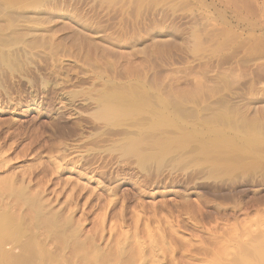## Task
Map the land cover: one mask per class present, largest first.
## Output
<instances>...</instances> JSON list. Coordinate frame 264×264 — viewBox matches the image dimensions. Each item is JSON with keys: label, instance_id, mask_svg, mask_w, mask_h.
Returning a JSON list of instances; mask_svg holds the SVG:
<instances>
[{"label": "rangeland", "instance_id": "1", "mask_svg": "<svg viewBox=\"0 0 264 264\" xmlns=\"http://www.w3.org/2000/svg\"><path fill=\"white\" fill-rule=\"evenodd\" d=\"M4 1L0 222L12 235L0 227V263L258 264L264 0ZM141 90L146 110L99 115L108 93ZM216 127L239 144L210 153L237 163L201 151ZM196 128L142 159L153 138Z\"/></svg>", "mask_w": 264, "mask_h": 264}, {"label": "bare ground", "instance_id": "2", "mask_svg": "<svg viewBox=\"0 0 264 264\" xmlns=\"http://www.w3.org/2000/svg\"><path fill=\"white\" fill-rule=\"evenodd\" d=\"M4 1V0H3ZM9 1V0H8ZM15 1V0H14ZM20 1V0H19ZM23 1V0H22ZM27 1V0H26ZM251 1V0H250ZM254 1V0H253ZM7 2V1H6ZM5 1L3 2V3H6ZM29 2H31V1H29ZM227 2H229V1H227ZM236 2V1H235ZM11 3V2H10ZM17 3V2H16ZM21 3V2H20ZM19 3V4H20ZM24 3V2H23ZM230 3V2H229ZM233 3V2H232ZM237 3V2H236ZM235 3V4H236ZM245 3V2H244ZM252 3V2H251ZM251 3H250V5H251ZM26 4V3H25ZM234 4V3H233ZM238 4V3H237ZM236 4V5H237ZM255 4V3H254ZM10 5H12V4H10ZM13 5H14V3H13ZM12 5V6H13ZM23 5V4H22ZM22 5H19V6H22ZM236 5H234L235 7H236ZM242 5V4H241ZM7 6H9L8 4H7ZM11 6V7H12ZM18 6V5H17ZM231 6V5H230ZM249 6V5H248ZM3 7V6H2ZM16 8V7H15ZM15 8L13 9V10H15ZM231 8V7H230ZM240 8V7H239ZM247 8V7H246ZM17 9V8H16ZM238 9V8H237ZM230 10V9H229ZM232 10V9H231ZM247 10V9H246ZM253 10V9H252ZM255 10V9H254ZM253 10V12L255 13V11ZM258 10V9H257ZM220 12V11H219ZM235 12V11H234ZM252 12V11H251ZM238 13V12H237ZM256 13H258V12H256ZM244 14V13H243ZM255 15V14H254ZM227 16V15H226ZM246 16V15H245ZM256 16V15H255ZM240 18V17H239ZM249 18V17H248ZM241 19V18H240ZM199 20H200V18H199ZM239 20V19H238ZM243 20V19H242ZM253 21V20H252ZM249 23H250V20H249ZM254 23V22H253ZM243 25V24H242ZM247 26V25H246ZM239 29V28H238ZM13 36V35H12ZM186 37V36H185ZM189 37V36H188ZM197 37V36H196ZM1 38V37H0ZM6 38H8V37H6ZM5 38V39H6ZM198 38V37H197ZM2 39V38H1ZM10 40V39H9ZM187 40V39H186ZM201 40V39H200ZM3 41V40H2ZM195 41V40H194ZM199 41V40H198ZM198 43V42H197ZM9 45V44H8ZM8 45H6V46H8ZM2 51V50H1ZM1 56V55H0ZM7 58V57H6ZM133 87V86H132ZM131 87V88H132ZM123 88V87H122ZM121 88V89H122ZM126 88V87H125ZM129 89H130V87H129ZM129 89L127 88V90L129 91ZM134 89H135V87H134ZM134 89H132V90H134ZM125 90V89H124ZM107 91V90H106ZM113 91V90H112ZM122 91V90H121ZM127 91V92H128ZM136 91H138V90H136ZM136 91H135V93H136ZM142 91L143 90H141V93H142ZM127 92H116L115 93V91H114V93H108L107 95H102V96H104L103 97V99H102V101H103V104H102V106H101V108L99 107V115L100 116H102V117H104V118H106V117H110V119H112V118H117V117H121V115H128V114H131V113H135V112H141L142 110H146V107L148 106V103H153L154 101L152 100H150L151 102H148V97H150V96H147L146 97V102H147V104L145 103V102H143L144 100H145V97H144V95L146 96V95H150L149 93L147 94L146 92V94H144V91H143V95H142V97H140V96H138V94H137V96L135 95V93L134 94H132L134 91H132V93H127ZM130 92H131V90H130ZM140 92V91H139ZM141 93H139V95H141ZM103 94H105V92H103ZM194 96V95H193ZM192 96V97H193ZM144 97V98H143ZM138 99H143V101H140V100H138ZM149 99H151V98H149ZM161 98H159V100H160ZM164 99V98H163ZM162 99V100H163ZM184 100H186V99H184ZM99 101V100H98ZM157 102V101H156ZM171 102H174L173 100L171 101ZM178 102V101H177ZM180 102V101H179ZM160 103H161V101H160ZM154 104V103H153ZM174 104H176V103H174ZM164 105V104H163ZM165 105H166V103H165ZM173 105V104H172ZM200 105V104H199ZM174 106V105H173ZM176 106V105H175ZM187 106V105H186ZM151 107V106H150ZM149 108V107H148ZM166 108H168L167 106H166ZM180 108H182V107H180ZM191 109V108H190ZM152 110V109H151ZM169 110V109H168ZM194 110V109H193ZM154 111H156V110H154ZM181 111V113L184 111V110H180ZM196 111V110H195ZM145 112V111H144ZM143 112V113H144ZM149 112H153V110L152 111H149ZM162 113H163V111H161ZM192 112V111H191ZM191 112H190V114H191ZM178 113V112H177ZM181 113H179L180 115H181ZM184 113V112H183ZM183 113H182V115H183ZM148 114V113H147ZM154 114H156V112L154 113ZM165 114V113H164ZM192 114H194L191 118H194V116H195V113H192ZM191 114V115H192ZM133 115V114H132ZM157 115H158V109H157ZM156 115V116H157ZM162 115V114H161ZM160 115V116H161ZM185 115H186V113H185ZM190 115V116H191ZM154 116V115H153ZM155 116V117H156ZM174 116V115H173ZM178 116V115H177ZM197 116V115H196ZM205 116V115H204ZM126 117V116H125ZM129 117V116H128ZM148 117V116H147ZM159 117V116H158ZM162 117V116H161ZM164 118H161L162 119V121H168L169 123H171V124H175V125H178V126H181V128H186L185 126H183L184 124H180V122L178 121V117H177V119H176V121H178V122H175L174 120L175 119H173V118H171V119H169V117L167 118V116H163ZM185 117H187V116H185ZM208 117V116H207ZM213 117V116H212ZM220 117V116H219ZM145 118V117H144ZM143 118V119H144ZM149 118H151L150 116H149ZM160 118V117H159ZM197 118V117H196ZM202 118H203V116H202ZM228 118V117H227ZM236 118V117H235ZM195 119V118H194ZM207 119H209V117L208 118H206V120ZM150 120V119H149ZM154 120V119H153ZM153 120H150V121H153ZM179 120H181V119H179ZM183 120V119H182ZM204 120H205V117H204ZM222 120V119H221ZM228 120V119H227ZM142 121H144V120H142ZM158 120H156V122H157ZM198 121V120H197ZM208 121V120H207ZM207 121H203V124L202 125H204V122H207ZM212 121V120H211ZM147 122V121H146ZM145 121H144V123H146ZM167 122V123H168ZM185 122L188 124V125H190L189 124V121H186L185 120ZM209 122V121H208ZM219 122V121H218ZM225 122H227V121H225ZM232 122V121H231ZM149 123V122H148ZM164 124V122H161V124ZM185 123V124H186ZM199 123H200V121H199ZM198 123V124H199ZM253 123V122H252ZM141 124V123H140ZM154 124H155V121H154ZM153 124V125H154ZM158 124V123H157ZM161 124H158V126H161ZM162 124V125H163ZM186 124V125H187ZM197 124V125H198ZM221 124V123H220ZM228 124V123H227ZM247 124V123H246ZM248 124H249V122H248ZM148 125V124H147ZM168 125V124H167ZM167 125H164V126H167ZM193 125H194V123H193ZM192 125V126H193ZM200 125V124H199ZM216 125V124H215ZM219 125V124H218ZM261 125V124H260ZM139 126H141V125H139ZM195 126H196V123H195ZM201 126V125H200ZM233 126V125H232ZM235 126H236V124H235ZM235 126H234V128H235ZM246 126V125H245ZM249 126H252V125H249ZM254 126V125H253ZM256 126H258V125H256ZM147 127V126H146ZM204 127V126H203ZM260 127V126H259ZM144 128V127H143ZM155 128V127H154ZM154 128H150V129H153V130H155L156 128H158V127H156L155 129ZM178 128H180V127H178ZM189 128V127H188ZM237 128V127H236ZM253 128V127H252ZM147 129V128H146ZM162 129L163 128H161L160 130H158V132H161L162 131ZM182 129V130H183ZM208 129V128H207ZM206 129V130H207ZM229 129V128H228ZM251 129V128H250ZM249 128H248V130H250ZM163 130H165V129H163ZM167 130V129H166ZM166 130H165V132H166ZM169 130H171V129H169ZM190 129H188V131H187V134H188V140L186 141V140H184L183 138H186V136H185V133L183 134L185 137H180V136H177V135H179V133H177L176 134V132L177 131H179V130H177L174 134L175 135H172V136H160L159 135V138H157L156 137V139L155 138H153L154 140L152 141V142H150V143H152L151 145H149V146H152L151 148V152H149V153H147L146 152V154L142 157V159H149V158H155V159H157L156 161H159V160H161V158L164 156V155H166L167 156V154H169V153H171L172 154V151L174 152V151H178L179 149H177V148H181V147H185V145L187 144V143H189L190 141H192V139L191 138H193V136L195 135V133H196V131H199L200 132V130H197V128L194 130H191V131H189ZM232 130V129H231ZM235 130V129H234ZM208 131V130H207ZM224 131V132H223ZM252 131H254V128H253V130ZM262 131H263V129H262ZM150 132H151V130H150ZM169 132V131H168ZM210 132H212L211 134H212V137L211 136H209L210 138H208V139H203V141H204V143L201 145V147H200V149H201V151L202 152H204V154H207V156L209 155V154H211L210 152H211V150H212V148L213 147H220V148H222V147H225V148H227V147H233L235 144L237 145V144H239V143H237V139H236V137H235V139L234 138H229L228 136H225L224 134H225V130L223 129H220V128H213L212 130H210ZM209 132V133H210ZM146 133V132H145ZM162 133H163V131H162ZM170 133V132H169ZM243 133V132H242ZM252 133V132H251ZM254 133V132H253ZM263 133V132H262ZM152 134V133H151ZM161 134V133H160ZM171 134H173V133H171ZM171 134H169V135H171ZM144 135H146V134H144ZM148 135H149V133H148ZM180 135H181V133H180ZM252 135V134H251ZM251 135H249V136H251ZM156 135H154V137H155ZM138 137V136H137ZM146 137V136H145ZM254 137V136H253ZM139 138V137H138ZM238 138H242V137H238ZM244 138H246V137H244ZM133 139V138H132ZM140 139V138H139ZM139 139H137L138 141H139ZM202 139V138H201ZM243 139V138H242ZM137 140H135V141H133L132 143L134 144V142L136 143V141ZM142 140H143V138H142ZM237 140V141H236ZM251 139H249V138H247V139H244V140H241V141H250ZM253 140V139H252ZM202 141V142H203ZM260 141V140H259ZM130 142V141H129ZM142 143V141H139L138 143H137V145L138 144H141ZM239 142V141H238ZM251 142V141H250ZM253 142V141H252ZM264 142V141H263ZM127 143H128V141H127ZM132 143H130L131 145L130 146H133V144ZM246 143V142H245ZM256 143V142H255ZM129 144V143H128ZM127 145V144H126ZM136 144H134V146H135ZM188 145V144H187ZM186 145V146H187ZM142 146V145H141ZM128 147H129V145H128ZM127 147V148H128ZM135 147H137V146H135ZM140 147V146H139ZM218 147V148H219ZM131 148V147H130ZM144 148V147H143ZM143 148H140V149H142L143 150ZM148 148H150V147H148ZM247 148H249V147H247ZM252 148H253V146H252ZM256 148V147H255ZM261 148V147H260ZM259 148V149H260ZM133 149H135V148H133ZM139 149V150H140ZM146 149V148H145ZM216 149V148H215ZM261 149H264L263 147L261 148ZM128 150H132V148L131 149H128ZM136 150H138L137 148H136ZM148 149H146V151H147ZM256 150H258V149H256ZM144 151V150H143ZM143 151H142V153H143ZM236 151V150H235ZM140 152V151H139ZM175 152V153H176ZM218 152H220L221 153V151H218ZM222 152H226V151H222ZM228 152V151H227ZM231 152V151H230ZM217 153V152H216ZM257 153V152H256ZM170 154V155H171ZM236 154V153H235ZM215 155V154H214ZM229 155H230V153H229ZM237 155V156H236ZM235 155V157H230V156H233V154L232 155H230L229 156V158H226L225 156H221L220 154L219 155H216V156H219V157H214L212 154H211V156H213V158L210 156V159L212 158V159H215V161L216 162H219V164L221 165H226V166H228V164L229 163H231L232 161L231 160H234V161H236V160H238V157H239V155L238 154H236ZM203 156V155H202ZM245 156V155H244ZM259 156V155H258ZM263 156V155H262ZM204 157V156H203ZM243 157V156H242ZM165 158V157H164ZM205 158V157H204ZM208 157H206V159H207ZM246 158V157H245ZM252 158V157H251ZM163 159V158H162ZM166 159V158H165ZM240 159H243V158H239V161H240ZM247 159H248V156H247ZM235 163H237V161L235 162ZM240 163V162H239ZM213 164V163H212ZM216 165L218 164V163H215ZM232 164H233V162H232ZM232 164H230V165H232ZM255 166V165H254ZM216 167V166H215ZM245 167V166H244ZM219 168V167H218ZM222 168V167H221ZM220 168V169H221ZM228 168V167H227ZM240 168V167H239ZM214 169V168H213ZM216 170H217V167L215 168ZM224 170V169H223ZM226 170V169H225ZM218 171H220V170H218ZM229 171V170H228ZM227 171V172H228ZM230 171H231V169H230ZM6 218L5 219H7V216H5ZM3 221V220H2ZM4 221H7V220H4ZM4 223V222H3ZM2 222H0V227H2V226H4L5 224H3ZM6 223V222H5ZM8 223V222H7ZM3 224V225H2ZM7 225V224H6ZM6 225L4 226V227H6ZM3 228V227H2ZM7 228H9L10 229V227H7ZM4 229V228H3ZM6 229V228H5ZM2 230V229H0V230H2V231H9L10 232V234H11V229L10 230ZM2 231H1V233H2ZM9 232H7V233H9ZM5 234H6V232H5ZM9 234V235H10ZM8 235V234H7ZM12 235V234H11ZM1 236H2V234H1ZM9 237V236H8ZM11 237V236H10ZM5 239V238H4ZM6 241V240H5ZM0 242H2V240L0 241ZM2 245V244H1ZM263 247V246H262ZM258 250H259V248H258ZM257 250V251H258ZM258 252H260V251H258ZM257 252V253H258ZM4 254V253H3ZM259 256L257 257V259L259 258V262H258V264H264V251L262 250V252H260L259 254H258ZM1 256V255H0ZM4 257V256H3ZM25 260V259H24ZM3 261H4V258H3ZM19 262H23V260L22 261H19ZM20 263V264H21ZM1 264V263H0ZM17 264H18V262H17ZM23 264V263H22ZM244 264H247L246 263V261H245V263ZM251 264V263H250Z\"/></svg>", "mask_w": 264, "mask_h": 264}]
</instances>
